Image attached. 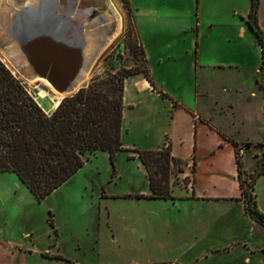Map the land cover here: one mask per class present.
<instances>
[{
  "label": "rangeland",
  "instance_id": "rangeland-1",
  "mask_svg": "<svg viewBox=\"0 0 264 264\" xmlns=\"http://www.w3.org/2000/svg\"><path fill=\"white\" fill-rule=\"evenodd\" d=\"M39 1L7 0L11 18L34 21L39 9L29 12L27 6ZM201 1L204 22L197 33L192 28L196 27L200 0H57L63 19L73 10L79 14L91 10L87 23L103 19V15L111 17L106 30L89 28L93 38H104L95 43L97 57L87 79L74 91L96 79L130 74L124 80L128 81L122 130L125 148L132 147L135 134L152 126L140 121L145 107H168L171 101L193 100L189 89L196 72H216L227 89L238 86L240 91L254 90L250 78L260 64V48L251 34L241 36L242 13L248 0ZM137 6L149 10L153 18L144 32L148 41L144 55L140 45L136 51L133 49L135 43H140L131 16ZM231 8L237 12L230 13ZM168 12L172 15L167 16ZM50 18L45 21L55 22ZM74 18L70 21L75 29L69 27L71 23H59L68 40H78L75 30L79 32L86 25L82 18ZM209 21L215 22L212 28ZM50 30L56 33L54 27ZM3 45L0 31V48ZM196 45L200 50L197 70ZM0 59L49 112L58 98L52 87L19 72L1 51ZM146 61L155 84L168 94L167 100L154 101L137 93L133 82L145 77ZM255 91L258 104L261 92ZM257 110L258 105L251 120L255 130H242L255 138L264 136ZM261 149L258 160L264 147ZM132 156L131 150L119 151L111 162L106 152L90 155L71 179L41 202L15 173L0 172V264H231L233 258L247 253L238 244L242 232L231 230L222 219L227 212L224 206L196 207L180 197L181 189L190 187L192 181L181 178L179 164L173 163L169 174L174 200L139 197L150 193L148 178L140 161ZM255 159L253 151L248 152L247 163L253 165ZM243 178L247 184L252 182L251 176ZM253 241L255 246L262 243L260 238ZM253 261L259 264L261 260L255 257Z\"/></svg>",
  "mask_w": 264,
  "mask_h": 264
},
{
  "label": "crops",
  "instance_id": "crops-1",
  "mask_svg": "<svg viewBox=\"0 0 264 264\" xmlns=\"http://www.w3.org/2000/svg\"><path fill=\"white\" fill-rule=\"evenodd\" d=\"M201 3L200 0L195 20L196 27L192 28L197 33L204 22ZM250 3L251 0H248L247 7L242 13L241 36L249 33L254 36L258 44L255 34L246 23ZM232 8L229 10L230 13L231 10L233 11ZM225 11L228 12V9ZM233 12L236 13L237 10ZM150 14L151 12L146 8L137 6L131 15L143 50L144 45L147 46L148 43L144 34L145 28L153 19ZM171 15L168 12L167 16ZM214 23L209 21L207 24L212 28ZM258 24L264 31V0H260L259 3ZM195 49H198L197 45ZM196 54L194 68L197 70L200 50H197ZM261 65L262 57L260 56V64L255 66V74L250 78L254 89L251 91H240L237 89L238 86L227 89L221 84L222 78H218L216 72L206 71L204 75L196 72L195 81L189 89L193 100L191 102L171 101V105L168 107H145L140 113V121L151 123V128L142 131V134H135L131 148L124 147L133 151V156L140 161L135 150L158 151L167 145L170 146L171 155L184 163V171L180 172L181 178L192 181L190 187L185 185L181 189L182 196L180 197L196 207L205 204L224 206L227 212L222 219L231 230L242 232L238 244L247 249V253H243L239 258H233L231 264H256V261H253L255 257L261 260L259 264H264V227L245 213L243 202L240 199L241 189L238 182L235 147L232 143V141L240 144L250 143V149L242 158V166L247 174L254 173L264 144V136L259 135L258 138H255L252 134L242 133V130L245 127L255 130L251 120L255 116L257 105V111L264 126V70ZM202 68L208 67L202 66ZM259 77H261V81ZM152 79L154 81L153 77ZM126 83L124 91L127 90ZM133 84L142 98L145 96L154 101H163L168 98V94L159 89L155 82V86H152L145 77L135 79ZM245 85L247 86V83ZM241 86H244V83ZM255 89L261 92L258 104L255 102L258 98ZM133 107L137 108L138 106L134 105ZM54 109L55 106H52L49 112ZM122 140H124V136ZM250 151H253V156L256 157L253 165L247 163V154ZM149 192L151 193L150 186ZM171 194L175 197L173 184H171ZM254 194L259 210L264 213V173L256 181ZM257 238L262 239V243L255 246L253 240ZM232 254L229 253V256ZM167 264L177 263L171 261Z\"/></svg>",
  "mask_w": 264,
  "mask_h": 264
},
{
  "label": "trees",
  "instance_id": "trees-1",
  "mask_svg": "<svg viewBox=\"0 0 264 264\" xmlns=\"http://www.w3.org/2000/svg\"><path fill=\"white\" fill-rule=\"evenodd\" d=\"M259 3L260 0H251L246 23L257 38L264 70V31L258 24ZM137 45L141 46L135 43L134 51ZM129 76L96 79L63 98L53 111L46 112L0 59V172L15 173L41 202L71 179L90 155L106 152L113 162L117 152L128 150L123 146L122 130L124 80ZM145 78L155 86L147 67ZM232 143L235 149L244 146L246 153L250 149V143ZM135 152L147 172L151 190L149 195L139 197L174 200L169 174L173 163L180 165L179 172L184 171L182 160L171 155L169 145L158 151ZM236 163L245 213L264 227V213L259 210L254 194L256 181L264 173V151L253 176L243 169L242 159L236 158ZM244 175L251 176L250 184Z\"/></svg>",
  "mask_w": 264,
  "mask_h": 264
},
{
  "label": "bare ground",
  "instance_id": "bare-ground-1",
  "mask_svg": "<svg viewBox=\"0 0 264 264\" xmlns=\"http://www.w3.org/2000/svg\"><path fill=\"white\" fill-rule=\"evenodd\" d=\"M8 7L9 6L7 0H3L0 3V31L2 33V41L4 42V45L0 48V51L3 56L19 72H21L22 70L24 74L30 76L33 73V70L27 58L26 50L34 38L39 35L46 34V30L53 29L54 27V31L56 32L54 34L58 43L60 42L65 47L72 50L76 49L80 52L78 73L75 76V84L72 85L71 91H74L77 87H79L81 83L87 79L89 67L97 57L96 50H98V48L95 50V43L102 42L104 38V36L93 38L94 33L92 34V30H90L89 28H93L95 29V31L97 30L102 32L103 30H106V27L110 25L111 17L107 14L102 16L103 19L98 18L95 21L87 23L88 16L90 15L91 10H87L83 12V14L76 13V11L73 10L67 12V15H69L67 19H63L61 11L57 6V0H40L37 5H33L32 3L30 6H27V11L29 12H33L36 9H39V12H36L37 15H35L36 17L34 21L31 20V18L29 19L27 17H23L22 19H18L19 21H17L11 18ZM47 7L49 8V10L44 9ZM32 14L34 15V13ZM47 17H51L52 21L54 19L55 22L53 21L47 23L45 21ZM74 17L78 18V20L82 18L86 25L84 27L82 25L79 32L75 30L78 40H68V38H66L64 34V26H61L59 23L67 24V26L71 23L69 27L75 29V25L72 23V21H70V19ZM44 21L48 24V26L45 23L44 25L42 24V22ZM51 31L52 30H50V32ZM31 78L32 80H40L45 84L48 83L52 87V89L57 93L58 96L57 100L54 103V106L56 108L60 101L63 99V94L54 89V87L46 79L38 76Z\"/></svg>",
  "mask_w": 264,
  "mask_h": 264
},
{
  "label": "water",
  "instance_id": "water-1",
  "mask_svg": "<svg viewBox=\"0 0 264 264\" xmlns=\"http://www.w3.org/2000/svg\"><path fill=\"white\" fill-rule=\"evenodd\" d=\"M26 53L33 70L30 77L46 79L54 89L63 94V98L76 92L71 89L78 73L79 50H72L58 43L55 34L50 32L34 38Z\"/></svg>",
  "mask_w": 264,
  "mask_h": 264
},
{
  "label": "built area",
  "instance_id": "built-area-1",
  "mask_svg": "<svg viewBox=\"0 0 264 264\" xmlns=\"http://www.w3.org/2000/svg\"><path fill=\"white\" fill-rule=\"evenodd\" d=\"M246 154V148L244 146H239L237 149H235V156L236 158L242 159Z\"/></svg>",
  "mask_w": 264,
  "mask_h": 264
}]
</instances>
